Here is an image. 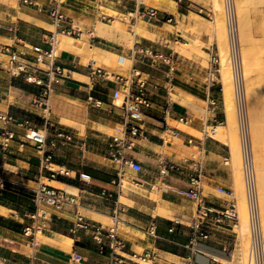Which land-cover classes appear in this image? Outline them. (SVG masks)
Returning <instances> with one entry per match:
<instances>
[{
  "label": "crops",
  "instance_id": "crops-1",
  "mask_svg": "<svg viewBox=\"0 0 264 264\" xmlns=\"http://www.w3.org/2000/svg\"><path fill=\"white\" fill-rule=\"evenodd\" d=\"M37 1L45 5L49 3L47 0ZM58 1L61 12L70 23L85 31L92 30L94 39L63 35L56 38L59 61L66 76L53 87L48 110L42 102H35V99L41 100L37 87L21 89L18 80L0 70V113L14 115L18 109L35 120H41V126L34 125L36 130L48 132V126H56L69 132L74 137L73 142L80 144L82 162L72 166L69 161L61 159L60 149L54 148L51 165L68 170L70 174L58 175L49 181L39 165L41 153L38 149L31 144L20 147L27 128L0 121V258L5 259L0 264L30 262L32 249L23 229L32 221L25 215L35 211L34 191L42 183L78 196L82 215L104 226H109V221L111 223L115 206L124 208L118 232L129 246L130 257L147 251L155 253L152 260L142 264H231L221 254H211L206 246L207 240L199 243L200 253L194 261L189 260L191 251L187 247L196 210L195 202L186 194L191 171L186 168L184 172L167 178L163 184L158 182L161 160L181 163L196 155L203 170L202 191L215 212L225 210L229 201L217 192V188L234 190L235 187L230 147L227 142L209 134L210 129L224 125L227 120L224 88L209 82V67L193 70L189 60L177 56L174 34L167 29L168 16L175 17L179 9L182 16L189 14L198 3L181 0L179 5L177 0H148L146 5L142 0L147 7L160 11L158 19L147 20L142 16L143 7L130 0ZM98 5L115 8L124 15L129 11L135 17L130 26L125 27L122 23L121 30L114 29L113 25L96 20L93 10ZM0 19L6 25L18 27L14 34L0 30V48L14 44L16 40L28 47L47 48L53 33L57 32L48 13H40L36 7L24 5L21 0H0ZM136 27L142 30L141 35L136 33ZM99 31H104V36L98 35ZM129 34L134 36L133 44ZM205 44L207 54L216 52L215 44ZM140 47L171 56L172 62L168 64L146 58L138 54ZM90 64L115 75L129 77L135 74V81H146L152 100V107L143 115L145 138L137 139L130 153L142 164L143 171L136 173L125 168L121 188L114 184L119 181V166L111 159L109 142L124 123L125 113L120 100L114 99V93L121 90L123 83L102 77L92 79ZM211 100L217 101V107H212ZM3 129L16 133L6 150L1 148ZM80 174L90 176L89 183L81 180ZM133 179L140 183L133 184ZM154 185L159 189H152ZM103 191L113 192L114 198L103 197ZM235 198L237 201L236 194ZM159 208L165 210L167 216L160 214ZM48 211L51 223L38 236L39 247L35 254L38 264H72L73 252L86 258L81 264H105L106 258L98 253L90 234L83 231L77 236L71 234L74 208H49ZM228 226V223H211L208 227L209 241L220 245V252H225L235 237ZM132 260L140 262L138 258Z\"/></svg>",
  "mask_w": 264,
  "mask_h": 264
},
{
  "label": "built area",
  "instance_id": "built-area-1",
  "mask_svg": "<svg viewBox=\"0 0 264 264\" xmlns=\"http://www.w3.org/2000/svg\"><path fill=\"white\" fill-rule=\"evenodd\" d=\"M21 1L24 5L36 7L40 13H48L57 27V32L53 33L48 43L49 47L47 48L28 47L19 40H16L11 45H2L0 48V70L5 71L13 80H22L31 86L37 87L39 89V98H41L44 108L48 110V101L53 87L59 84L62 78L66 76V71L59 61L56 38L59 35H63L76 39H82L86 36L94 39L95 36L92 30L85 31L71 24L69 19L61 12L58 0H47L49 2L47 5L37 0ZM130 1H134L143 7L142 16L147 20L158 19L160 15L158 9L147 7L142 0ZM223 9L249 221L250 248L248 264H264L263 221L260 208L257 169L251 140L248 94L241 53L240 23L236 0H223ZM93 14L98 22L111 24L114 21V17L106 13L103 5L96 6ZM174 21L175 18L172 16H168L166 19L167 23ZM0 30L14 34L18 30V27L14 24L6 25L0 19ZM137 52L152 60H163L168 64L172 62L171 56H165L149 48L140 47L137 49ZM88 67L92 79L102 77L106 80L112 79L115 82L123 83L121 90L114 93V99L120 100V106L125 113L124 123L121 127L117 128V135L112 136L109 142L111 159L119 166V170L117 171L119 181L114 182V184L118 188H121V177L125 168H129L136 173L143 171L142 164L132 158L130 153L135 148V141L145 138V130L142 125L143 115L145 110L152 107V100L147 90L146 81H135V74L125 77L109 73L103 68L95 67L92 64ZM208 80L212 84L220 85L221 88L223 87L221 83V58L218 51L210 52ZM211 105L215 108L218 103L216 100H211ZM0 121L5 124L13 123L19 127L27 128V133L20 140V147L23 148L25 145L31 144L38 149L41 153L39 165L43 173L47 175L46 178L49 181L55 180L58 175L69 176L70 172L68 170H53L51 164L53 160L52 150L57 148L59 144L73 142L74 137L72 134L65 130H59L55 138L49 141L47 130L42 132L31 128V121L28 118H17L11 114L0 113ZM15 135L14 131L3 129L4 141L1 144L2 150L9 148V143L15 138ZM226 164H229V161ZM186 168L191 171L190 186L186 194L196 204L195 214L190 226V244L187 247L191 251L189 260L194 261L195 256L200 253L198 248L199 243L210 238L208 230L210 224L225 225L228 223V227L234 231L239 224V213L234 190L224 187L217 188V192L229 199L227 207L222 212H215L214 207L208 201V197L203 194L201 187L203 170L201 163L197 161L196 155L190 159L183 160L181 163L161 160L158 182L163 184L167 178L184 172ZM80 179L89 183L90 176L80 174ZM132 181L133 184L140 183L137 179H133ZM153 188L158 190L159 186L154 185L152 186ZM101 195L106 198H114L113 192L103 191ZM33 203L35 211L25 215L32 223L23 229V235L28 239V245L32 249V256L28 264H38L35 257L39 247L38 236L45 232L51 223L49 208L55 210H64L67 207L74 208L73 226L70 229L71 234L77 236L80 231L90 234L97 246L98 253L105 256V264H126L127 262L142 264L147 260H152L155 256L154 252L147 251L142 255L133 254L130 257L129 246L118 232L122 221L121 213L125 211L124 208L115 206L111 217V225L104 226L101 223L88 220L82 215L79 210L81 204L78 196L68 194L61 189L44 183L40 185L38 190L34 191ZM170 231H173V229ZM76 241H78V238H76ZM130 258H138L140 262L134 263ZM70 261L72 264H81L86 261V258L82 254L73 252ZM215 261L217 262V260ZM0 262H5V259L0 258Z\"/></svg>",
  "mask_w": 264,
  "mask_h": 264
},
{
  "label": "rangeland",
  "instance_id": "rangeland-1",
  "mask_svg": "<svg viewBox=\"0 0 264 264\" xmlns=\"http://www.w3.org/2000/svg\"><path fill=\"white\" fill-rule=\"evenodd\" d=\"M147 1L148 0H144V3L146 4ZM195 1L198 4L196 5L195 8L190 10L189 14L185 13V15L182 16L179 9L178 13L174 17L175 21L172 23H168L169 25L167 26V29L174 34L175 37L174 50L177 56L189 60L190 66H193V70L199 71V68L209 67L210 54H207L204 51V47H206L205 43L209 42L210 45L215 44L216 51H218L221 58V83L224 88V101L226 105L225 110L227 116V120L225 124L220 126L223 127L222 131L224 132V134L225 131L227 132V135L225 136L223 141L227 142L229 140L227 139V137H229L230 140L232 139L231 137L233 134L232 132H234L233 127L236 128V132L238 135L237 145L232 143L233 141L230 140L229 142L231 144L228 142L227 143L229 147H231L230 148L231 168L234 171V180H235L234 192L237 197L239 224L234 230L235 237H233V239L230 241L231 244L225 252H223L222 249H221L222 252H220L219 248L221 246L215 243L214 241H209L210 239L207 240L209 243L206 246L210 250L211 254L217 256L221 254L223 257L229 259L231 264H248L249 248H250L249 222H248L247 208H246L247 215L246 214H245L246 216L244 215V208L247 206H246L245 190L243 183L240 144L238 145L239 134L237 127L236 112H235L233 82L231 79V88L226 86L227 84L223 75V68H222L223 60L229 58L227 33H226L223 8H222L221 0H195ZM177 2L179 5L182 4L180 0H177ZM104 8L107 14H110L114 17L113 23L108 24V25H113L114 29L121 30L123 24L125 27L130 26L132 19L135 17V15L130 14L129 11L127 14L124 15L121 14L119 11H117L115 8L112 7L106 8V6ZM237 9L239 15V22H240V38H241L244 71L246 76L248 104H249V111L251 112V114L250 113L249 114L250 116L252 115V117H250V122H251V126L256 124V127L262 128L261 130L263 131H261V137L264 138L263 137L264 134H262V132L264 133V0H237ZM141 24H144V22H141ZM135 31L138 35L142 34V30L140 29V27H136ZM128 36L130 39V43L133 44L134 36L130 34ZM179 63H181V61ZM230 70H231V66H230ZM16 82L18 87H20L21 89L22 88L29 90L33 89L31 85L23 82L22 80H18ZM229 88L232 96L229 97L228 103L230 102L231 104H233V105L230 104L233 108L228 103H227L228 105L226 104L227 102L226 93L228 92ZM35 102L41 103L42 101L35 99ZM228 106L232 110L229 109ZM14 113H16L13 115L14 117L28 118L31 121V128L33 129H35L34 125L39 127L43 124L41 120H35L31 118V116H29L27 113H23L18 109H16ZM231 114H233V116ZM230 115L232 117H235L233 120L234 122L233 125H231L232 117ZM227 125L229 126L227 127ZM59 130L60 129L57 128L56 126L54 127L48 126L47 136L49 138V141L55 138V135ZM214 130L215 128L210 129L209 132L211 135H212V131ZM191 132L196 134L194 131ZM228 132H230L231 134ZM251 134H252V145H253L254 157L256 162L257 175H258L257 177L259 179V177L261 176L259 174H262L264 172V170H262L264 169V149L263 147L257 148L254 145L252 127H251ZM261 140L264 143L263 141L264 139ZM234 145H236L237 147ZM232 146H234L235 149H233ZM57 148L60 149L59 154L61 156V159L69 161V163L72 166H76L77 164H80V162H82L83 152L80 151V144L74 142L59 144ZM48 149L51 150L50 148ZM238 150H239L238 153L239 157H237L238 154L235 153L236 151L238 152ZM234 155H236L235 157L237 158L235 160L233 158ZM51 168L53 170L60 171V169L55 166H52ZM259 183L260 182H258V188H259L260 208L262 214L263 234H264V210H263L264 202L262 203L264 199H262L263 197L261 196L262 188L260 187ZM152 198H156V196L152 195ZM108 224L111 225L110 221Z\"/></svg>",
  "mask_w": 264,
  "mask_h": 264
},
{
  "label": "bare ground",
  "instance_id": "bare-ground-1",
  "mask_svg": "<svg viewBox=\"0 0 264 264\" xmlns=\"http://www.w3.org/2000/svg\"><path fill=\"white\" fill-rule=\"evenodd\" d=\"M236 2H237V0H236ZM221 4H222V8H223V0H221ZM238 10V9H237ZM223 13H224V9H223ZM224 18H225V15H224ZM240 23V22H239ZM108 29V28H107ZM106 31V30H105ZM106 32H108V31H106ZM98 35H102V36H104V31H99V33H98ZM145 37V36H144ZM77 46V45H76ZM181 46V45H180ZM241 53H242V48H241ZM242 60H243V57H242ZM222 68H223V75H224V78H225V80H226V86H228V87H230L231 88V73H230V59L229 58H227V59H224L223 60V63H222ZM243 68H244V64H243ZM244 75H245V71H244ZM245 78H246V76H245ZM225 84V83H224ZM230 88H229V90H228V92L226 93V104L228 103V101H229V97H231L232 96V94H231V92H230ZM174 99H175V97H174ZM176 100V99H175ZM234 102H235V100H234ZM229 105L231 104L230 102L228 103ZM227 104V105H228ZM231 105H233V104H231ZM230 105V106H231ZM226 106V105H225ZM232 107V106H231ZM228 108L229 109H231L229 106H228ZM233 108V107H232ZM229 109H228V111H229ZM232 110V109H231ZM230 110V111H231ZM248 110H249V104H248ZM226 111V110H225ZM227 111V112H228ZM231 113H233V112H231ZM249 113L251 114V112L249 111ZM230 114V113H229ZM250 114H249V117H252V115L250 116ZM232 116H233V114H231ZM230 115V116H231ZM231 116V117H232ZM235 116V115H234ZM230 117V118H231ZM234 118L235 117H232V119H231V121H232V124L231 125H233V120H234ZM229 120V119H228ZM252 120V119H251ZM230 125V124H229ZM229 125H227V127L229 126ZM250 125H251V122H250ZM252 127V133H253V138H254V145L257 147V148H262L263 147V149H264V143L262 142V140L261 139H264V138H262L261 137V131H263V130H261L262 128H260V127H256V124H254V125H252L251 126ZM222 128L223 127H215V130L214 131H212V136L215 138V139H222V140H224V138H225V136L227 135V132L225 131V134H224V132L222 131ZM226 129V128H225ZM232 129V128H231ZM233 130H234V132H232L233 134H232V139L230 140V138L229 137H227V139H229L230 141H233L232 143H234V144H236L237 145V137H238V135H237V132H236V128H234L233 127ZM232 130V131H233ZM229 131V130H228ZM231 131V130H230ZM228 133H230V132H228ZM209 134H210V132H209ZM231 134V133H230ZM239 134V133H238ZM262 134H264L263 132H262ZM211 136V135H210ZM263 137H264V135H263ZM229 140L227 141L228 143H230L229 142ZM251 140H252V134H251ZM264 141V140H263ZM226 144V143H225ZM231 144V143H230ZM236 145H234V146H236ZM238 145H239V143H238ZM234 146H232L233 147V149H235V147ZM254 146V147H255ZM237 147V146H236ZM231 148V147H230ZM256 148V149H257ZM232 149V150H233ZM255 149V150H256ZM234 151V150H233ZM257 151V150H256ZM235 153H239V150H238V152L236 151ZM236 155H234L233 156V158H234V160L235 159H237L236 157H235ZM237 157H239V154H238V156ZM255 158V157H254ZM234 162H236V161H234ZM255 164H256V162H255ZM262 170H264V169H262ZM260 173V172H259ZM264 173V172H263ZM262 173V174H263ZM262 174H259V175H261L260 177H259V181L258 182H260L259 184H260V187L262 188L261 190H262V199H264V174H263V176H262ZM258 176V175H257ZM264 201H262V203H263ZM263 206V205H262ZM264 207V206H263ZM165 208V207H164ZM246 208L247 207H245L244 208V215L246 214L247 215V213H246ZM264 210V209H263ZM262 210V211H263ZM160 214H162V215H166V211L165 210H163L162 208L160 209L159 208V211H158ZM167 213H168V211H167ZM169 214V213H168ZM245 215V216H246ZM167 216V215H166ZM249 222V221H248ZM245 225V224H244Z\"/></svg>",
  "mask_w": 264,
  "mask_h": 264
}]
</instances>
